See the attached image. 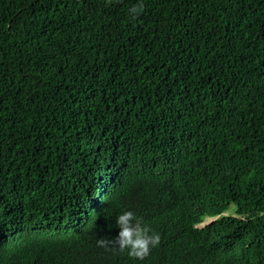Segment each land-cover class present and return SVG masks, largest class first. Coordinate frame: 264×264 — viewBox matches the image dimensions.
Instances as JSON below:
<instances>
[{
	"label": "trees",
	"instance_id": "trees-1",
	"mask_svg": "<svg viewBox=\"0 0 264 264\" xmlns=\"http://www.w3.org/2000/svg\"><path fill=\"white\" fill-rule=\"evenodd\" d=\"M0 264H264V0H0Z\"/></svg>",
	"mask_w": 264,
	"mask_h": 264
},
{
	"label": "clouds",
	"instance_id": "clouds-1",
	"mask_svg": "<svg viewBox=\"0 0 264 264\" xmlns=\"http://www.w3.org/2000/svg\"><path fill=\"white\" fill-rule=\"evenodd\" d=\"M129 11L133 15H139L143 11V4L139 3L134 5ZM207 219H205L204 222ZM215 219L216 218L211 219L210 222ZM115 223L119 229L118 234L111 239L107 237L97 239V247L103 248L105 251L118 249L123 252L127 250L130 257L144 260L150 255L151 250L158 247L160 244V234L144 226L141 219L132 211H123L117 215ZM203 223L199 226L204 227L201 226Z\"/></svg>",
	"mask_w": 264,
	"mask_h": 264
},
{
	"label": "rangeland",
	"instance_id": "rangeland-1",
	"mask_svg": "<svg viewBox=\"0 0 264 264\" xmlns=\"http://www.w3.org/2000/svg\"><path fill=\"white\" fill-rule=\"evenodd\" d=\"M211 219H207L201 226H205L206 224H208L210 222Z\"/></svg>",
	"mask_w": 264,
	"mask_h": 264
}]
</instances>
